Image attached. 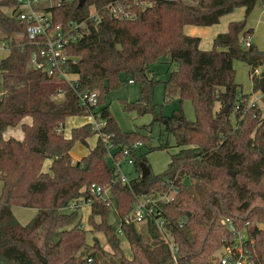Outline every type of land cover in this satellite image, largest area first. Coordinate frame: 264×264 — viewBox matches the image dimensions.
Returning <instances> with one entry per match:
<instances>
[{
  "label": "trees",
  "instance_id": "16d2710c",
  "mask_svg": "<svg viewBox=\"0 0 264 264\" xmlns=\"http://www.w3.org/2000/svg\"><path fill=\"white\" fill-rule=\"evenodd\" d=\"M14 4L15 0H0V28L5 32L0 41L10 48L0 61V261L172 264L153 221L146 224L145 237L134 221L126 220L137 195L167 193L171 182L178 193L161 209L167 230L179 243L180 264H217L215 254L232 236V229L221 224L223 217L232 219L236 229L246 226L254 240L255 260L264 264V116L257 104L249 103L251 94L243 92L234 67L235 60L248 65L253 92L264 94V70L252 74L254 68L264 67V50L254 42L249 47L242 43L252 37L248 19L264 0H86L82 6L79 0H61L49 9L54 23L69 33L66 51L74 59L66 68L75 77L73 84L58 73L28 67L32 54L44 47L43 37L29 38L26 23L5 12ZM239 7L244 8V18L217 33L211 49H201V37L184 32L185 25L218 24ZM93 11L97 18L91 16ZM17 32H24V37L16 38ZM163 57L177 65L162 82L164 99L191 100L195 120L186 117L181 105L171 115L156 111L153 94L159 80L151 75L150 66ZM127 83L138 84L140 95L124 102L125 108L153 113L152 124L163 128L164 143L154 146L149 134L124 132L118 125L105 96ZM90 91L97 92L98 102L87 107L79 94ZM90 114L104 125L95 129L88 121L65 136L62 129L68 117ZM28 116L32 123L21 124L22 140L4 137L7 128ZM94 135L95 145L75 160L71 154L75 142L87 143ZM169 136L178 149L166 170L142 176L141 164L150 168L147 154L171 147ZM137 142H142L132 151L137 176L129 185L115 176L109 152L122 157L124 149ZM143 147L147 151L138 153ZM46 159L51 160L48 171L43 169ZM91 184L111 187L117 215L111 202L90 194ZM88 196L91 230L105 233L111 250L97 237L87 241L79 208L71 209ZM17 206L37 212L23 224L13 212ZM111 215L115 222L122 220L132 258L124 254ZM183 216L188 220L180 227L177 221Z\"/></svg>",
  "mask_w": 264,
  "mask_h": 264
},
{
  "label": "built area",
  "instance_id": "2783aa9c",
  "mask_svg": "<svg viewBox=\"0 0 264 264\" xmlns=\"http://www.w3.org/2000/svg\"><path fill=\"white\" fill-rule=\"evenodd\" d=\"M61 0H15V4L10 8V15L16 16L20 21L26 23V34L29 38L35 39L43 37L42 43L44 47L37 53H33L28 61L29 68H41L47 71L48 74L58 73L63 76L68 82L72 83L75 78L67 71L66 65L68 60L74 58L67 54L66 46L69 41L67 31L60 24H55L53 21L52 11L49 9L53 6L59 5ZM116 8H112V13H116ZM94 18H97V13L92 12ZM73 26V24H70ZM24 32L14 33V36L21 39L25 35ZM74 35L71 38L74 39ZM5 44L4 42H0ZM244 46L249 47L252 43L250 37L242 39ZM6 45V44H5ZM264 70L263 66L254 68L252 74L259 75ZM73 84V83H72ZM63 94H59L58 97ZM80 103L84 106L90 107L96 105L98 102V94L96 91L84 92L79 94ZM254 105V103H253ZM89 122H92L95 129H99L104 125V121L93 116L88 115ZM65 134V125L62 129ZM71 135V134H70ZM69 135V136H70ZM65 136H67L65 134ZM67 136V137H69ZM142 146V142H137L132 147L125 148L122 157H114L112 152H109V158L114 166L115 176L125 184L130 185V178L123 172L122 165L124 163L134 164L132 151ZM110 145L109 148H111ZM171 181V180H170ZM170 190L167 193L151 192L142 195H137L133 206L132 213L126 216V220H132L136 224L153 221L159 229L164 243L168 246L172 264H180L179 243L172 237L166 228V220L162 215V203L169 202L178 190L173 187V183H169ZM90 194L100 195L104 200L111 202V208L117 215V206L115 198L113 197L112 189L109 186L103 187L96 184H91L88 187ZM92 196H88L71 205V209L81 205H90ZM188 217H181L177 223L178 226L183 227L187 222ZM221 224L232 229V236L229 241L220 248L215 254L214 261L217 264H259L255 260V249L253 246L254 240L249 239L246 226L241 229H236L233 225V220L228 217L221 218ZM116 232L123 235L122 220L116 222Z\"/></svg>",
  "mask_w": 264,
  "mask_h": 264
},
{
  "label": "rangeland",
  "instance_id": "374dc122",
  "mask_svg": "<svg viewBox=\"0 0 264 264\" xmlns=\"http://www.w3.org/2000/svg\"><path fill=\"white\" fill-rule=\"evenodd\" d=\"M260 7L262 6L257 5L256 8L252 11L251 15L249 16L251 18L250 22H253V20H258L260 16L259 13L260 10H258V8ZM4 10L8 14L10 13V8H4ZM262 16L264 17V12L262 13ZM243 18L244 16L241 15V19ZM219 28H221V25L219 26ZM0 33H2L1 28H0ZM199 33L203 37L202 45L207 46L206 42L212 40L210 33L206 31V29H202L201 32ZM212 41L211 43L210 42L208 43L209 46L208 49H211ZM254 42L259 49L264 50V22L261 23V25L257 28L256 36L254 37ZM234 67L236 70V80L238 83L241 84V88L243 89V91L246 93H252L251 96L249 97V103L257 104V106L260 108L262 112V115L264 116V94L258 91L253 92L252 81L249 76V69L247 65L240 60H235ZM176 68L177 65L170 62L169 57H163L158 62L150 66L151 75H153L156 80H159V82L156 84L154 88V94H153V101L156 104V111L157 112L161 111L165 115H171L172 112L181 105L186 117L190 120H195L196 112L191 100L187 99L184 100L183 102H180L178 98L172 99L171 101H166L164 99V84L162 82L166 80L170 75V73ZM139 95H140L139 85L135 83H127L126 85H124L119 89L110 91L105 96V99L106 102H108V104L110 105V110L113 116L115 117L118 125L122 129V131L130 132V131L139 130L153 137L154 146L159 145L160 141L164 143L166 140H165V135H163L164 133L163 128L158 123L152 124L153 113L150 112L146 114H139L135 110H129L125 108L124 102L135 101L136 99L139 98ZM55 99L58 101L62 98L57 97ZM235 119H236V115L235 113H232L233 122L235 121ZM71 120L76 121L77 124H79V126L82 125L81 122L84 121L83 123H86V121H88L85 120L83 116H70L66 120V128L68 129L71 128L70 125L74 126ZM169 142L171 144V147H169L168 149H154L147 154L148 162L153 173L164 172L170 161L172 153L177 151L178 148L175 146V139L173 136H169ZM95 143H96L95 136L89 137L87 139V143L76 141L71 151L72 157L75 160H78V158L80 159L81 157H83L88 153L89 149L93 147ZM146 151L147 148L143 147L138 151V153H144ZM122 170L129 178H134L135 176H137L136 166L134 164L124 163L122 165ZM0 191H1V187H0ZM17 207L21 208L20 206ZM67 210L68 209H65V211ZM23 211L25 214H27V212H30V210H25V209ZM78 211H79V216L82 219V225L87 230V241L89 243H92L93 238L97 237L101 242V245L106 247L108 250H111V248L108 246L105 233H103L102 231L91 230L92 226L89 224L88 221L90 206L83 204L81 205ZM16 214H17V218L19 217L20 219L23 220V216L20 215L19 210H16ZM24 219H28L27 216ZM109 221L111 223L113 222L115 228L116 222L114 220L113 215L109 217ZM137 228L145 237H147V226L145 223L137 224ZM119 236L121 237V246L123 248L124 254L128 258H132L133 253L128 240L122 234H119ZM0 264H6V263L0 261Z\"/></svg>",
  "mask_w": 264,
  "mask_h": 264
},
{
  "label": "crops",
  "instance_id": "0c3cea01",
  "mask_svg": "<svg viewBox=\"0 0 264 264\" xmlns=\"http://www.w3.org/2000/svg\"><path fill=\"white\" fill-rule=\"evenodd\" d=\"M258 10H260V12H259L260 13V16H259L258 20H253V22H250L251 18L249 17V21H248V24H247V28H249V27L253 28V35L251 37L252 42H254V37L256 36V30H257V28L261 25V23L264 22V17L262 16V13L264 12V6L258 8ZM243 13H244V8L243 7H239V8H236L232 13H229L227 15L222 16L221 19H220V22L218 24H215L213 26L185 25L184 26V32L186 34H189V35L200 36L201 37V43H200L201 49L208 50V48H209L208 43L209 42L211 43V41L214 39V37L216 36V34L219 33V32L226 31L227 28H228V24L231 21L240 20L241 19V15L244 16ZM220 25H221V28H219ZM202 29H206V31H208L210 33V36H211V39H212L211 41L206 42L207 46H203L202 45V43H203L202 42L203 37L199 33V32H201ZM4 35H5V32L2 30V33H0V38L3 37ZM0 42H2V41H0ZM212 44H213V41H212ZM9 54H10V48L7 45H5V44L0 43V61L3 58L7 57ZM247 67L249 69V66L248 65H247ZM250 75L251 74H250V69H249V76ZM250 78H251V76H250ZM250 94H252V93H250ZM58 98H62V97L60 96ZM83 117L85 118V120H88L89 121V117L88 116H83ZM71 121H72V123H73L74 126H79V124H77L76 121H74V120H71ZM88 121H86V122H88ZM83 122H81V123L84 124ZM22 123L31 124L32 123V118L29 117V116L28 117H25L21 121V123L18 124L17 126H11V127L7 128L5 130V132H4V137L5 138L14 137L16 139L22 140L24 138V132H23V130L21 128V124ZM70 126H71V128H69V129L66 128V121H65V134L67 136H69L71 134V129H72V127H74L72 125H70ZM94 136L96 137V140H97V135H94ZM71 154H72V152H71ZM50 163H51V160L50 159H46L44 161L43 169L45 171H48L49 170ZM2 186H3V183L0 181L1 191H2ZM1 191H0V194H1ZM24 209L25 210H30V212H27V214H25L24 211H23ZM16 210H19L20 215L23 216V220L18 217L19 218V221L21 223H23V224H25L28 221H30L35 216V214L37 212V210L34 209V208H25V207L18 208V207H14L13 208V212L15 213L16 216H17ZM26 216H27L28 219H24V218H26Z\"/></svg>",
  "mask_w": 264,
  "mask_h": 264
},
{
  "label": "water",
  "instance_id": "95a60500",
  "mask_svg": "<svg viewBox=\"0 0 264 264\" xmlns=\"http://www.w3.org/2000/svg\"><path fill=\"white\" fill-rule=\"evenodd\" d=\"M86 0H79V5L82 6L84 3H85ZM0 98H1V92H0ZM227 109V106L225 107V110ZM263 157H264V152L262 153ZM141 167H142V176H147L150 172H151V169L145 164V163H142L141 164ZM231 174H234L233 172H231ZM189 216V214H188Z\"/></svg>",
  "mask_w": 264,
  "mask_h": 264
}]
</instances>
